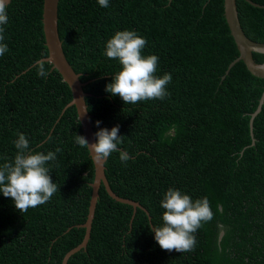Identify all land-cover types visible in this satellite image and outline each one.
Returning a JSON list of instances; mask_svg holds the SVG:
<instances>
[{
  "label": "trees",
  "instance_id": "1",
  "mask_svg": "<svg viewBox=\"0 0 264 264\" xmlns=\"http://www.w3.org/2000/svg\"><path fill=\"white\" fill-rule=\"evenodd\" d=\"M264 6V0H250ZM245 36L264 43V8L235 0ZM43 0H10L5 28L9 51L0 56V163L15 154L16 132L34 151H61L50 173L58 191L44 204L19 212L0 196V264H61L85 230L94 168L68 86L51 65L47 78L34 64L47 57L42 31ZM146 38L145 53L159 57L157 75L169 72L163 100L124 104L104 91L119 70L103 55L116 30ZM57 32L64 57L87 95L93 133L119 125V153L104 163L111 191L141 209L110 198L101 185L86 248L66 264H264V79L239 61L223 16V0H59ZM255 63L264 55L252 53ZM50 136L49 141L47 137ZM254 141V143H252ZM179 188L208 199L215 220L198 235L193 253L161 249L152 225L160 223L162 193ZM217 206H219L217 210Z\"/></svg>",
  "mask_w": 264,
  "mask_h": 264
},
{
  "label": "clouds",
  "instance_id": "2",
  "mask_svg": "<svg viewBox=\"0 0 264 264\" xmlns=\"http://www.w3.org/2000/svg\"><path fill=\"white\" fill-rule=\"evenodd\" d=\"M96 2L102 8H108L110 4V0ZM8 19L7 8L0 0V56L9 51L5 42ZM146 44V38L131 29L116 30L103 44V55L119 65L104 91L112 97H119L124 104L163 100L170 95L167 85L172 75L169 72L157 75L159 57L145 53ZM34 69L42 79L49 75V70L39 60L35 62ZM100 125L101 121H95L98 130L93 133V142L90 143L84 135L75 134L74 143L87 148L97 160H106L112 153H119L120 161L126 166L130 157L119 147L123 138L119 135V125L110 129ZM14 135L15 154L0 163V196L11 198L14 207L21 212L44 204L58 191L50 173L61 149L34 151L27 134L16 132ZM47 139L50 141L51 137ZM159 207L163 210L160 223L152 225L150 230L156 244L161 249H174L180 254L195 252L199 232L215 220L211 201H194L181 189L169 187L162 193Z\"/></svg>",
  "mask_w": 264,
  "mask_h": 264
},
{
  "label": "water",
  "instance_id": "3",
  "mask_svg": "<svg viewBox=\"0 0 264 264\" xmlns=\"http://www.w3.org/2000/svg\"><path fill=\"white\" fill-rule=\"evenodd\" d=\"M59 0H43L42 5V31L44 35L45 47L47 49L48 55L45 58L40 59L41 62H47L51 65V70H56V72L61 77L62 81L68 86L71 93V101L67 104L66 108L74 107L76 110L77 120L80 124L82 135H84L89 142H93V130L89 121V115L87 113V107L85 104V97L87 96L84 91V83L79 80V74H75L68 62L66 61L62 48L61 42L58 37L57 32V6ZM249 5L256 8H264L250 0H244ZM10 2V0H3L5 6ZM223 16L227 24L230 36L232 37L236 49L238 51V57L232 61L225 74L228 73L229 69L237 62L241 61L246 67L247 71L254 77L264 79V62L257 64L252 59V53H259L264 55V43H257L249 40L243 33L236 8L235 0H223ZM264 103V91L259 100V105L253 114H251L249 121L250 136L252 137V121L253 118L260 112L261 105ZM254 143V141L252 142ZM89 158L92 161L94 168V179L91 183V196L88 207V214L86 221L80 227L85 230L83 239L81 243L68 251L63 257L61 264H66L67 260L75 253L86 248L87 242L89 240L90 229L92 225V220L94 217L95 205L98 199V190L102 185L107 195L113 200L130 205L133 207L134 213L137 208L141 209L147 214L138 203L132 202L127 199H123L115 195L109 188L108 182L104 174V163L105 160H97L87 149Z\"/></svg>",
  "mask_w": 264,
  "mask_h": 264
}]
</instances>
